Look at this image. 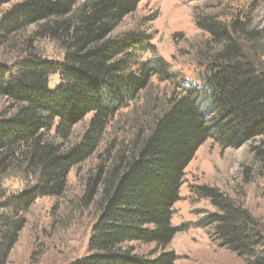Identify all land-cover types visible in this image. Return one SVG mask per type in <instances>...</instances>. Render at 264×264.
<instances>
[{"label": "trees", "instance_id": "obj_1", "mask_svg": "<svg viewBox=\"0 0 264 264\" xmlns=\"http://www.w3.org/2000/svg\"><path fill=\"white\" fill-rule=\"evenodd\" d=\"M140 1L24 0L0 21V32L42 23L38 36L53 40L63 51L60 59L31 50L0 71V93L17 106L11 118L0 121V151L26 161L36 177L33 196L61 194L72 168L98 150L119 111L154 77L171 81L177 75L162 56L138 58L149 46L148 35L135 30L111 35ZM197 24L220 48L205 64L199 81L184 80L148 132L138 133L102 173L99 214L88 253L71 264H174L177 254L167 250L180 230L172 223L174 205L198 148L210 137L237 147L264 136V68L237 36L242 32L247 39L264 41V29L248 30L239 20L225 23L211 16L201 17ZM55 74L59 82L51 86ZM88 114L91 118L78 142L65 146L57 141L56 137L68 139ZM258 154L264 161V150ZM199 194L217 208L203 224L212 227L219 245L250 264H264L260 220L214 187L202 186ZM10 201L26 203L16 196ZM13 239L10 233L0 241L2 260ZM131 242L155 243L160 252L154 257L135 253L128 247Z\"/></svg>", "mask_w": 264, "mask_h": 264}, {"label": "rangeland", "instance_id": "obj_2", "mask_svg": "<svg viewBox=\"0 0 264 264\" xmlns=\"http://www.w3.org/2000/svg\"><path fill=\"white\" fill-rule=\"evenodd\" d=\"M22 1H0V21ZM204 16L225 23L239 20L248 30H263L264 0H141L111 35L133 30L148 35L149 46L138 53V58L162 56L177 75L171 81L154 77L119 111L98 150L72 168L61 194L33 196L36 177L26 161L21 155L7 156L5 150L0 151V160L5 159L0 162V241L10 233L14 236L12 249L4 260L0 257V264H71L88 253L92 226L99 214L97 192L102 173L113 164L119 150L131 146L138 133L148 132L171 97L181 91L184 80L199 81L205 64L220 48L211 34L198 26L197 21ZM41 24L0 32V71L11 68L31 50L45 57H63L53 40L38 36ZM237 36L250 57L264 68V41L247 39L242 32ZM58 82V74L50 77L51 86ZM16 111V104L0 93V121ZM90 118L91 114L86 115L75 124L68 139L56 137L57 141L65 146L78 142ZM260 149L264 150V136L250 138L237 147L223 146L210 137L198 148L186 167L180 199L174 205L172 223L180 230L167 246L177 254L174 264H250L220 246L212 227L204 226V217L217 208L199 191L202 186L220 190L247 207L264 227V161L258 154ZM12 196L26 199V203L13 204ZM128 247L150 257L160 252L155 243L131 242Z\"/></svg>", "mask_w": 264, "mask_h": 264}]
</instances>
